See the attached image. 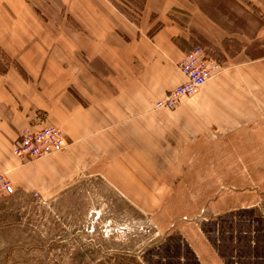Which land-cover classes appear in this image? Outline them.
Wrapping results in <instances>:
<instances>
[{
    "label": "crops",
    "instance_id": "obj_1",
    "mask_svg": "<svg viewBox=\"0 0 264 264\" xmlns=\"http://www.w3.org/2000/svg\"><path fill=\"white\" fill-rule=\"evenodd\" d=\"M253 2L141 0L138 19L132 21L110 0H89L85 59L63 41L58 43L66 53L47 58L44 44L23 43L9 36L13 28L1 25L0 36L6 37H0V45L19 64L0 72V173L13 186L43 188L72 178L82 165L105 173L114 157L111 148H117L127 164L117 169L126 174L127 193L132 188L142 194L141 179L158 177L157 166L145 163H179L177 176L199 180L192 191L183 186L182 194L203 195V204L186 222L180 219L181 238L166 262L264 264V58L237 60L241 48L174 109H153L182 82L177 63L197 38L213 43L233 36L247 39L251 32L230 28L222 16L240 15L233 4L247 13ZM43 123L61 129L66 149L20 162L12 153L20 130ZM163 146L174 152L160 155ZM142 147L155 150L146 157ZM208 179L215 185L200 181ZM206 211L214 215L192 221Z\"/></svg>",
    "mask_w": 264,
    "mask_h": 264
},
{
    "label": "rangeland",
    "instance_id": "obj_2",
    "mask_svg": "<svg viewBox=\"0 0 264 264\" xmlns=\"http://www.w3.org/2000/svg\"><path fill=\"white\" fill-rule=\"evenodd\" d=\"M110 2L132 21L138 19L141 0ZM246 9L247 13H241L240 6L233 4L234 14L240 15L222 16L230 28L251 32L247 39L243 37L244 42L233 36L219 43L197 38L194 44L206 48L220 69L241 48L244 51L237 60L264 58V3L254 0ZM172 12L179 16V22L183 21L179 12ZM0 15L7 16L0 19V26L14 29L10 37L23 43L33 39L44 44L47 58L66 53V46L59 41L70 43L77 58L85 59L86 54L89 57V0H0ZM242 20L247 21L246 26ZM18 64L0 45V72L18 68ZM154 150L142 147V154L147 157ZM111 152L114 157L105 173L82 165L72 178L56 184L47 182L37 189L14 184L13 193L0 197V264H173L165 259L176 252L181 238L180 219L189 220L203 204V200L199 202L203 195H185L181 191L187 190L183 186L192 191L199 180L177 176L179 163H145L147 167L157 166L158 177L142 178L143 193L134 194L131 188L128 194L126 174L117 170L127 164H122L117 148H111ZM158 152L168 155L174 151L163 146ZM200 181H206V186L216 183L213 179ZM213 215L206 211L192 221L200 222Z\"/></svg>",
    "mask_w": 264,
    "mask_h": 264
},
{
    "label": "built area",
    "instance_id": "obj_3",
    "mask_svg": "<svg viewBox=\"0 0 264 264\" xmlns=\"http://www.w3.org/2000/svg\"><path fill=\"white\" fill-rule=\"evenodd\" d=\"M182 82L168 90L161 99L155 101L154 110L174 109L181 99L194 95L213 75L220 65L206 49L195 45L177 63ZM66 148L59 127L43 123L39 128H22L13 143L12 153L22 163L45 158ZM14 192V186L6 173H0V197Z\"/></svg>",
    "mask_w": 264,
    "mask_h": 264
}]
</instances>
